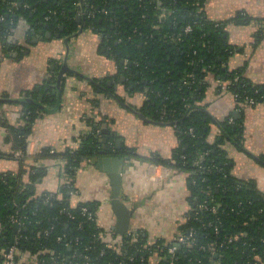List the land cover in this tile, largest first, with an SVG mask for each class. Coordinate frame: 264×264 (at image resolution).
Listing matches in <instances>:
<instances>
[{"label":"trees","instance_id":"trees-1","mask_svg":"<svg viewBox=\"0 0 264 264\" xmlns=\"http://www.w3.org/2000/svg\"><path fill=\"white\" fill-rule=\"evenodd\" d=\"M206 1L0 0V41L4 46L15 47L16 43L7 42V35L14 33L21 19L29 25L26 37L38 23L47 25L55 37L90 30L99 36L103 54L117 65L113 78L123 77L126 82L122 84L129 92L145 87L147 100L139 111L155 122L171 124L180 140L173 158L165 161L154 156L153 161L188 175L190 209L178 226V236L192 234L193 240L177 245L163 239L148 243L146 235L136 231L119 235V243L108 246L104 237L117 234L98 227L99 203L73 207L70 198L76 193L75 176L84 162L94 164L100 157L127 155L122 148H115L118 136L107 138L101 154L100 128L107 122L87 117L89 131L79 148L52 153L44 148L28 157L26 138L43 112L27 103L23 105V126L7 124L0 112V125L11 144L10 153L0 151V159L15 158L19 163L16 172H0V252L15 242L19 252L35 257L33 262L21 264H264V195L250 182L231 175L232 160L222 149L225 141L241 145L237 122L226 118L211 144L207 140L211 117L200 105L207 73H221L238 104L248 99L264 105V85L251 84L240 70L221 71L232 50L226 42L225 23L206 20ZM81 11L85 12L84 22L78 25L76 16ZM240 20L237 15L231 21L238 24ZM188 25L192 29L185 33ZM106 79L94 81L103 89L91 85L107 96L114 92ZM42 94L44 102L48 94L44 89ZM18 151L22 155L16 157ZM29 158L35 163L43 159L63 162L65 182L57 192L33 196V185L44 177L46 168L35 163L25 168ZM25 175L29 184L23 180ZM13 220L20 222L17 232ZM172 247L176 249L170 254Z\"/></svg>","mask_w":264,"mask_h":264},{"label":"crops","instance_id":"crops-1","mask_svg":"<svg viewBox=\"0 0 264 264\" xmlns=\"http://www.w3.org/2000/svg\"><path fill=\"white\" fill-rule=\"evenodd\" d=\"M203 9L206 20L225 23L226 42L232 51L221 71L225 68L240 70L251 84L264 85V0H207ZM237 15L241 20L233 24L231 20ZM28 29L29 25L21 19L14 33L7 35V42L16 43L15 47L4 46L0 41V99L26 101L3 103L0 112L7 124L13 127L25 124L26 108L23 105L42 95L47 78H51L48 84H55L56 74L66 59L67 66L82 74L83 78L73 77V88L64 95L58 110L43 112L36 117L26 138L31 154L44 148L55 152L76 150L89 131L86 118H103L118 136L117 140H121V148L127 152L124 157L129 159L121 170L122 200L133 210L128 233L143 232L148 243L158 239L174 241L179 235L178 226L184 222L190 209L188 175L156 164L153 158L156 156L165 161L173 158L180 144L175 129L142 121L111 97L96 92L86 81L85 78L92 81L108 78L107 83H111L108 87L114 92V85H118L117 96L134 111H139L147 100L145 87L129 92L122 84L125 79L113 78L117 65L103 54L99 36L83 30L75 36L58 38L51 35L46 39L45 34L51 32L38 23L26 37ZM203 86L200 105L211 117L208 142L216 141L220 135L219 124L232 117L237 122L241 145L237 147L226 141L222 144V149L232 160L231 175L241 182H250L264 195V105L238 104L227 91L221 73H207ZM36 88H40L39 91ZM55 98L49 91L43 105L53 109ZM7 136L6 129L0 125V151L3 153L11 151ZM34 163L29 158L25 168ZM95 163L84 162L78 169L74 185L76 193L71 195L70 204L75 207L81 203H99L96 211L98 227L105 233L114 232L116 217L110 206V180ZM34 166L45 167L46 174L33 185V196L57 192L65 182L61 176V161L43 159ZM18 169L15 158L0 159V172H16ZM23 180L29 184L27 175ZM34 259V256L25 254L22 261L33 262ZM155 261L156 257H153L152 263Z\"/></svg>","mask_w":264,"mask_h":264},{"label":"water","instance_id":"water-1","mask_svg":"<svg viewBox=\"0 0 264 264\" xmlns=\"http://www.w3.org/2000/svg\"><path fill=\"white\" fill-rule=\"evenodd\" d=\"M82 22H83L82 21V15L78 14L76 16V24L80 25V24H82ZM20 24H21V22H20ZM81 31H82V29H79L73 36L80 34ZM57 37H59V36H57ZM45 38L50 39L51 34L46 33ZM68 40H69V38H67L65 40L66 44H67ZM71 74H73V75H71ZM74 76H80L81 78H83L82 74H80L76 70H73L67 66V62L65 59L63 62V65L61 66L60 70L56 74L55 84L54 85L51 83L48 84V80L51 82V78L46 79L47 85L44 88V93L48 94L49 93L48 91H50V94L52 96L56 97L55 98L56 103H55L54 108L53 109H47L43 105V98H44L43 94L39 95L35 100L29 99V100H27V102L34 104L35 106H37V108L39 110H41L44 113L55 112L56 110H58L60 108V105L63 101L64 95L66 93L71 92V89L73 88V85H74V79H73ZM85 79H86V81L90 82V84L95 83L94 81H92L89 78H85ZM121 79H122V81H124L123 77ZM110 84H111L110 82L107 83L108 86H110ZM96 86L99 87L100 85L96 84ZM100 88L103 89L102 86H100ZM36 89L39 91L40 88H36ZM117 89H118V85H114V94H108L107 96L111 97L117 103L124 106L126 109H128L130 112H132V114H134L136 117H138L142 121L150 123V124H157V125H161V126H166V125L171 126V124H169V123H167V124L166 123H157V122L153 121L152 119L146 118L141 112L134 111L127 104L123 103L120 98L117 97V94H116ZM23 97H25V94H23ZM19 102L22 103V102H26V101H24L22 99H17V100L0 99V103H19ZM206 114H208V113L206 112ZM100 131H101V135H102V138H101L102 151H100V153L102 154V153H104V149L106 147L107 138L114 136L115 132L111 131L108 128V125L105 124V122L101 126ZM231 143L233 145L237 146L236 143H234V142H231ZM115 148L116 149L121 148V140H116ZM128 160H129L128 157L125 158V157L104 156V157L98 158L96 160V163H95L96 168L98 170L106 173L109 180H110V187H111L110 206H111V210H112L114 216L116 217V223H115V226L113 228V231L120 236H125L128 233L129 228H130L131 219L133 217V210H131V208L125 204V202L122 200L123 195L121 194V170L124 166V163L127 162ZM18 230H19V227L17 225H15L14 231L17 232ZM14 244H15V242H12V245H14Z\"/></svg>","mask_w":264,"mask_h":264},{"label":"built area","instance_id":"built-area-1","mask_svg":"<svg viewBox=\"0 0 264 264\" xmlns=\"http://www.w3.org/2000/svg\"><path fill=\"white\" fill-rule=\"evenodd\" d=\"M13 6H15V5H13ZM0 20H2V19H0ZM191 29H192V27L190 25H188L184 31H185V33H189L191 31ZM235 80H236V78H235ZM244 104H247L249 106L256 105L254 101L248 100V99L245 100ZM30 151H31L30 150V144L26 143L25 154L28 157H31L30 155H32ZM39 151L36 152V154L39 153ZM52 152H53V150H51V153ZM21 155H22V152H19V151L15 152L16 157H19ZM34 155H32V156H34ZM61 163L63 164L62 161H61ZM212 211H214V209ZM13 222L15 223V225H17L19 227V230H20V222L18 220H13ZM133 234H135V233H133ZM191 237H192V234H190L188 237L177 236L176 239L174 240V243H175V245H177V244H185V243L193 242ZM119 239H120L119 235L113 236L112 234H107V236L104 237L103 241L106 242L109 246L110 243L111 244L119 243ZM175 249H176L175 247L170 248L169 253L173 254ZM0 254H1V256L4 257V263L3 264H21L22 258L24 257V255L29 254V253L19 252V250L17 249V247L14 244L9 250H7L6 252L1 251ZM15 258L19 259L18 262H16Z\"/></svg>","mask_w":264,"mask_h":264},{"label":"flooded vegetation","instance_id":"flooded-vegetation-1","mask_svg":"<svg viewBox=\"0 0 264 264\" xmlns=\"http://www.w3.org/2000/svg\"><path fill=\"white\" fill-rule=\"evenodd\" d=\"M104 13H106V12H104ZM80 14L82 15V21H83V17L85 16V12H84V11H81V13H79V15H80ZM77 15H78V14H77ZM83 22H84V21H83ZM42 27L47 28V25H44V26L42 25ZM59 30H60V31H63V27L60 26ZM82 31H83V30H82ZM123 64H126V63L123 62ZM121 78H122V77H121ZM121 78H120V79H121ZM123 79H124V78H123Z\"/></svg>","mask_w":264,"mask_h":264},{"label":"rangeland","instance_id":"rangeland-1","mask_svg":"<svg viewBox=\"0 0 264 264\" xmlns=\"http://www.w3.org/2000/svg\"><path fill=\"white\" fill-rule=\"evenodd\" d=\"M74 185H76V184H74Z\"/></svg>","mask_w":264,"mask_h":264}]
</instances>
